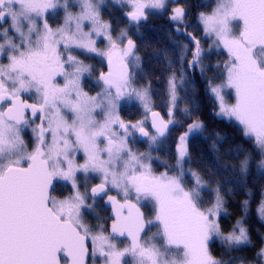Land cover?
<instances>
[{"label":"snow or ice","instance_id":"1","mask_svg":"<svg viewBox=\"0 0 264 264\" xmlns=\"http://www.w3.org/2000/svg\"><path fill=\"white\" fill-rule=\"evenodd\" d=\"M116 2L127 9L126 28L103 18L104 0H0V264H246L233 253L253 245L245 227L249 201L225 232L230 213L222 192L246 186L251 154L238 169L217 158L207 178L185 165L193 163L190 140L207 132L198 73L213 114L234 122L259 151L264 175V0H218L211 13L197 14L199 37L188 31L186 0ZM61 11L53 27L49 20ZM157 12L187 39L173 41L174 58L163 53L162 111L154 99L159 77L146 71L134 38ZM214 49L226 50L227 59L206 63ZM177 132L169 164L160 153ZM241 153L239 146L237 158ZM58 180L71 188L63 198L52 194ZM261 197L264 219V190ZM102 204L111 209L107 226L96 212ZM89 213L94 226L84 221ZM255 258L264 264V246Z\"/></svg>","mask_w":264,"mask_h":264},{"label":"trees","instance_id":"2","mask_svg":"<svg viewBox=\"0 0 264 264\" xmlns=\"http://www.w3.org/2000/svg\"><path fill=\"white\" fill-rule=\"evenodd\" d=\"M211 1L213 2V0ZM186 4L191 7V27H189L188 31L193 32L198 37L202 36L203 33L197 21V14L200 12H210L211 4L205 0H186ZM123 11L126 10H122L119 6L109 3L103 8L102 14L105 19L112 21L115 28L120 29L128 26ZM134 38L137 39L141 46L140 54L144 57L146 71L153 73L155 77H159L158 80L153 79L155 88L154 99L159 106H162L159 108L162 111L166 99L164 78L167 74V65L163 59V53L167 50L170 56L174 58L176 49L173 41L179 39L187 43V39L182 34L173 31V24L169 21L167 14L161 15L159 13L151 15L148 22L144 24L140 32L135 34ZM202 44L207 46L209 43L207 39H203ZM223 54L222 52L212 53L210 61H206V63L215 65L217 62L224 61L222 60L225 58ZM208 75L211 76L213 73L209 72ZM197 77L196 100L199 103V116L205 121L207 132L205 133V137H201L195 141L190 140V152L193 158V163L190 166L207 178L209 172H217V158H219L220 164L235 165L238 169L240 161L244 159L245 154H251L252 161L249 167L246 186L236 187L233 184H228L226 188H231L232 192L230 194L226 191L222 192V195H224L228 202L226 207L230 213L225 232L231 230V226L235 224L237 219L245 216L243 202L248 200L249 205L246 209L245 227L250 230L253 245L249 246L247 250L233 253V255H243L251 264H261L260 260L255 258V253L264 246V221L259 217L257 212L262 198L261 192L264 190V175L257 168V164L262 157L259 151L253 147V144L242 136L238 126L234 122H229L213 114L214 102L204 91L203 78H199L198 73ZM186 102L191 105V97ZM123 114L126 118L128 117L126 113ZM178 131H183V129ZM217 133H219V138L216 135ZM177 134L178 132L174 133L173 139L169 141L170 150L160 153V156L166 159L167 162L171 160V156L174 154V147L172 145H175V135ZM214 143L216 145L215 150L212 147ZM239 146L245 149V153H241L239 158H237L236 152ZM156 169L158 170V168ZM214 247L217 256L224 251V249L219 247V242Z\"/></svg>","mask_w":264,"mask_h":264},{"label":"flooded vegetation","instance_id":"3","mask_svg":"<svg viewBox=\"0 0 264 264\" xmlns=\"http://www.w3.org/2000/svg\"><path fill=\"white\" fill-rule=\"evenodd\" d=\"M73 11L77 10V9H72ZM103 15V14H102ZM104 18V17H103ZM62 19H63V12L61 11L59 13V15L54 18V19H50L49 20V23L53 25V27L57 26L59 23H62ZM105 19V18H104ZM107 20V19H106ZM5 27H7V25H5ZM74 55H79L81 59H84L86 63H92L94 61V59H89L87 58L85 55H81L80 53H73ZM6 63V61H5ZM96 64V63H94ZM98 67H102V65H97ZM103 70H107L106 68H104ZM86 91L89 90V88H86L85 89ZM27 139V137H26ZM142 143H138L135 147L136 148H139V146H141ZM79 161L81 163H83V158L82 157H79L78 158ZM156 172L158 171L156 168H155ZM159 173V172H158ZM99 181L98 180H93L91 181V183L95 184V183H98ZM54 191H53V195L54 196H57L59 198H63L64 196L68 195L70 192H71V188L69 187V184L68 182L66 181H63V180H58L56 182H54ZM115 194V193H113ZM97 211L100 212L101 214V223H104L106 226H107V221H105L103 218L104 217H107L111 214V209L109 207H107L106 205H103L101 207H97ZM146 213V215H150L151 214V209L150 207H146L143 209ZM85 222L89 225V226H94L97 224V220L95 219H92V216H85L84 218ZM107 234V233H106ZM124 243L126 244L127 241L125 240ZM121 247H123V245H121ZM91 264V262H90Z\"/></svg>","mask_w":264,"mask_h":264},{"label":"rangeland","instance_id":"4","mask_svg":"<svg viewBox=\"0 0 264 264\" xmlns=\"http://www.w3.org/2000/svg\"><path fill=\"white\" fill-rule=\"evenodd\" d=\"M206 2H209L210 4H211V10H210V12H208V13H211V11L216 7V4H217V2H218V0H213V2L211 1V0H205ZM109 3H111V4H114V5H117V6H119L121 9H122V6H121V4L120 3H117L116 2V0H104V6H102V8H101V12H102V10H103V8H105V6L107 5V4H109ZM125 10H127V9H125ZM158 13V12H157ZM106 20V19H105ZM126 27H128V26H126ZM126 27H123V28H126ZM205 39H207V38H205ZM207 41H208V43H210L211 41L209 40V39H207ZM214 52H216V53H220V52H222V53H224L223 55H225V58L224 59H222V60H226L227 59V53H226V50H224V49H214L213 50V52L212 53H214ZM220 55H222V54H220ZM92 63H96L97 65H101L99 62H98V60H96V59H94V61L92 62ZM98 67V66H97ZM165 89V88H164ZM229 91H231V90H229ZM228 100H229V103H234L235 102V99H234V93H232V95L231 96H229L228 97ZM160 107H162V106H160ZM122 115H124L123 113H122ZM126 118V117H125ZM127 118H129V117H127ZM126 118V119H127ZM174 148H173V151H174V154L171 156L172 158H171V160L168 162L169 164H172V163H174L175 162V160H174V157H175V145L173 144L172 145ZM140 151H146L147 150V147H146V145L145 144H141V146H139V148H138ZM189 150H190V144H189ZM153 155H156V153H153ZM161 159L162 160H166V159H164V158H162V156H161ZM185 167H191L190 165H185ZM153 168H154V171L156 172V170H155V168H158V171L156 172V174H159L160 172H162V171H164V167L162 166V165H160L159 163H157V164H154L153 165ZM192 169H193V167H191ZM194 170V169H193ZM159 172V173H158ZM98 209H96V212H98L97 211ZM99 213V215L101 214L100 212H98ZM259 215V214H258ZM86 216H92V219H95V220H97V218H96V216L94 215V214H92V213H89V214H87ZM100 217H101V215H100ZM260 217V216H259ZM85 218V217H84ZM261 218V217H260ZM262 219V218H261ZM263 221H264V219H262ZM85 221V220H84ZM86 223V222H85ZM99 223H101V219L99 220ZM153 231H155V229H153ZM106 234V233H105ZM107 235V234H106ZM96 264H100V261H97L96 262Z\"/></svg>","mask_w":264,"mask_h":264}]
</instances>
